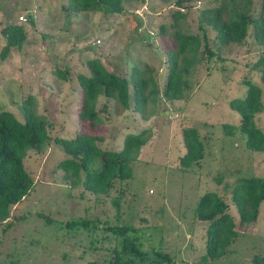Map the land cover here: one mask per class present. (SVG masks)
Segmentation results:
<instances>
[{
	"label": "rangeland",
	"instance_id": "rangeland-1",
	"mask_svg": "<svg viewBox=\"0 0 264 264\" xmlns=\"http://www.w3.org/2000/svg\"><path fill=\"white\" fill-rule=\"evenodd\" d=\"M213 4L215 0L190 1L182 21L185 30L199 33V12ZM65 5L66 0H0V51L2 28L20 24L25 30L21 48L11 47L0 57V110L22 121V100L31 95L34 110L46 118L50 138L68 137L86 126H80L77 117L76 75L89 73V58H98L107 70L124 78L132 64H148L161 90L167 72L164 49L173 46L169 38L157 34L159 24L169 20L173 0H127L122 2L123 11L113 14L74 13ZM205 28L208 46L215 50V32ZM263 50L248 37L241 45L218 50L219 58L200 59L189 74L192 85L186 96L148 103L145 119L99 96L96 108L106 104L99 111L102 122L94 129L102 138L97 142L100 149L117 151L124 134L147 130L146 142L130 163L131 178L115 180L107 194L94 195L80 183L70 185L57 167L64 154L53 142L39 151L28 150L23 163L33 184L10 208L8 224H0V264H107L113 247H120V238L104 227L116 224L130 226L127 235L135 237L145 252V258L133 264H153V249L169 256L162 264H199L208 224L194 218L199 196L207 191L218 194L237 223L230 189L243 178L264 176V150L246 149L242 133L227 135L222 128L224 123L238 125L239 115L228 102L244 95L243 80L248 78L261 89L263 108L253 120L264 134V82L259 70L252 68ZM55 70L66 72L65 79ZM186 126L197 130L203 156L182 170L178 157L184 151L181 128ZM117 195L121 201L115 206L112 198ZM69 219L89 220L96 227L67 230L64 223ZM234 229L238 236L226 254L204 264H251L254 254H264V203L255 221Z\"/></svg>",
	"mask_w": 264,
	"mask_h": 264
},
{
	"label": "trees",
	"instance_id": "trees-1",
	"mask_svg": "<svg viewBox=\"0 0 264 264\" xmlns=\"http://www.w3.org/2000/svg\"><path fill=\"white\" fill-rule=\"evenodd\" d=\"M123 1L127 0H66L64 8L74 13L100 11L113 14L123 11ZM190 1L192 0H173L174 7L169 13V20L158 26L159 38H169L173 42V46L164 49L167 72L161 90L158 89L153 69L148 64H132L128 76L124 78L107 70L98 58L92 57L86 62L89 73L76 75L80 93L77 117L80 126L86 124L83 129L76 130L68 137L50 138L46 118L34 110L31 95L22 100V121L17 120L10 111L0 110V224H8L6 221L10 208L20 202L32 187V178L23 163L26 152L39 151L50 142L61 148L64 158L58 162L57 167L63 171V178L72 186L80 183L94 195L107 194L115 180L122 182L131 178L130 163L136 159L140 147L146 142L144 134L147 130L124 134L122 145L117 151L100 149L97 142L102 138L94 129L102 122L99 111H103L106 104L99 110L96 108L99 96L113 100L123 110L131 108L145 119V106L148 103L153 106L160 98L173 101L186 96L192 85L189 74L200 59L219 58L218 50L225 49L229 44L241 45L248 37L251 43L264 46V0H215V4L199 12V33L186 31L182 23ZM27 21L32 24L30 16ZM205 27L215 32V50L208 46ZM1 32L4 44L0 57L4 58L11 47L21 48L25 30L20 24H9ZM252 68L259 70L260 80L264 82V50L253 62ZM53 73L61 79L66 77L64 71L55 70ZM243 83L244 95L228 102L229 107L238 113L239 123H224L222 128L227 135L235 131L242 133L246 149L263 151L264 134L253 120L254 115L263 108L261 89L248 78H244ZM181 138L184 151L178 157V166L183 170L197 164L202 158L203 143L197 130L191 126L181 128ZM230 191V200L238 215L237 223H233L227 213L226 202L215 192L202 193L194 205V218L208 222L204 253L200 256L199 264L224 256L228 246L238 236L234 227L255 221L259 205L264 203V176L243 178ZM119 192H123V189H119ZM120 201L119 195L112 198L115 206ZM64 224L67 230L80 227L91 230L96 227L94 222L84 219H69ZM104 229L120 238V247H113L107 264H133L145 258V252L136 243L135 237L126 233L132 229L130 226L107 225ZM151 254L153 264L169 260V256L163 251L153 249ZM85 264L97 263L89 261ZM251 264H264V254H254Z\"/></svg>",
	"mask_w": 264,
	"mask_h": 264
},
{
	"label": "built area",
	"instance_id": "built-area-1",
	"mask_svg": "<svg viewBox=\"0 0 264 264\" xmlns=\"http://www.w3.org/2000/svg\"><path fill=\"white\" fill-rule=\"evenodd\" d=\"M19 21H24L25 19L22 16H18Z\"/></svg>",
	"mask_w": 264,
	"mask_h": 264
}]
</instances>
